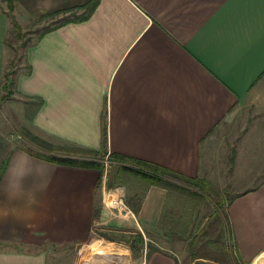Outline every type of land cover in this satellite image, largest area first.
<instances>
[{
	"label": "crops",
	"instance_id": "1",
	"mask_svg": "<svg viewBox=\"0 0 264 264\" xmlns=\"http://www.w3.org/2000/svg\"><path fill=\"white\" fill-rule=\"evenodd\" d=\"M7 11L0 6V90ZM13 13L72 15L28 46L15 79L28 129L54 155H119L197 182L208 180L214 159L226 167L235 159L249 174L227 204L224 238L245 262L264 255V0H16ZM3 148L0 264H54L55 248L113 245V231L134 228L105 205L102 169ZM112 164L132 218L147 233L181 240L191 225L174 214L181 209L168 185ZM167 249L177 248L141 264H180Z\"/></svg>",
	"mask_w": 264,
	"mask_h": 264
},
{
	"label": "rangeland",
	"instance_id": "2",
	"mask_svg": "<svg viewBox=\"0 0 264 264\" xmlns=\"http://www.w3.org/2000/svg\"><path fill=\"white\" fill-rule=\"evenodd\" d=\"M0 6L3 10L8 9L4 0H0ZM12 16L16 18L14 13ZM62 17L63 15H57L53 18L38 16L26 20H18L16 18L19 25H21V33L23 35L19 39L17 36L18 30L12 23V17L9 16L4 70L12 73L11 78H16L18 73L26 71V51L28 46L45 29L54 26ZM68 17L71 18L72 15ZM4 83L5 79L0 90V147L3 146L6 150L10 146H20L29 150V152L33 151L32 153L36 156L40 155L45 158L56 156L53 154L51 143L46 141L41 135L28 129L25 100L17 95L15 84L7 87L4 86ZM56 150L60 154H65L64 157L62 156L63 158L74 159L79 162H99L104 172L103 181L107 183L105 196L103 195L105 205L113 211L115 217L126 220L125 224L134 223V228L126 226L127 229L113 231V240H115L113 245L101 244L97 241L81 247H71L64 251L55 248L52 251L54 264H141L148 253L156 250L160 251L165 246L169 248L173 245L177 249L175 251L167 249V251L171 252V254L179 255L180 264H264V255L250 262L239 259L237 253L233 251L232 245L227 243L224 238L225 233L222 231L221 221L225 218L227 204L234 197L238 187H243V183L246 182V177L249 174L247 171L238 173V164L235 163V159H229L227 167L225 166L226 159H214L211 170L206 175L208 180L204 179L198 182H189V180L162 173L165 177L160 181L165 186L168 185L172 200H175L181 209V211L176 210L174 214L177 218H181L182 224L189 222L191 225L189 229H180L181 240L175 239L177 237L173 239L171 235H167L168 230L166 229V238H172L171 243L163 239L159 233H147L133 219L134 213L126 214L127 212L125 213V211L127 210L125 208V210L119 211L111 205V201L119 199L121 196L125 205L129 207L126 201L125 188L115 179L117 178V172L112 162L122 163L128 168L130 166L136 167L135 165L129 162L112 160L109 156L106 158L81 149L64 151L57 148ZM256 160L255 163H259L261 159ZM245 162L247 163L244 160L241 167L245 166ZM255 163L250 164L252 169L253 166L255 167ZM246 165L248 167V164ZM257 166L259 167L260 164ZM127 167L122 172H128L126 170ZM228 168L229 170H226ZM233 169H236V172ZM144 171L151 173V170L148 169H144ZM119 175L121 176L122 174ZM123 178L125 179V176ZM112 180L113 185L111 186ZM258 181L253 179L252 184ZM199 182L203 183V187L197 184ZM124 230H131L132 232Z\"/></svg>",
	"mask_w": 264,
	"mask_h": 264
},
{
	"label": "trees",
	"instance_id": "3",
	"mask_svg": "<svg viewBox=\"0 0 264 264\" xmlns=\"http://www.w3.org/2000/svg\"><path fill=\"white\" fill-rule=\"evenodd\" d=\"M7 2V6H8V11L6 12L7 16L9 17H12V23L14 24L15 28H17V36L19 39H21L23 37L22 33H21V25H19L18 21L16 20V18H14L12 16L13 12H14V8H15V2L16 0H5ZM60 13H44L42 14V17L44 18H53L57 15H59ZM71 19L67 16V15H63V17L52 27H49L47 29H45L42 33L44 34L45 32H47L48 30H51L53 28H56L58 26H61L63 24H65L66 22L70 21ZM25 44V43H24ZM11 75L12 73H9L8 71H5L4 73V79H5V83H4V86H9V85H13L15 84V79L16 78H11ZM39 157H43V156H40ZM112 160H117V161H123V162H129L131 163L132 165H135L136 167H133V166H130L129 168L127 167L126 170L128 171H131L137 175H140V176H149L151 178H153V182H159L161 183V181L156 178L155 176L153 175H147L148 173H145L146 171H144V169H148V170H151V171H154V172H160V173H166L168 174L167 171L161 169V168H158L157 166L155 165H150V164H147V163H144V162H141V161H137V160H134V159H129V158H126V157H123V156H119V155H113L111 154L109 156ZM44 159H47L49 161H53V162H58V163H66V164H77V165H81V166H88V167H95V168H99V169H102V166L99 162H96V161H89V162H79V161H76L74 159H69V158H63V157H56V156H52V157H43ZM189 182H193L191 180H189ZM199 186L203 187V183L202 182H199L197 183Z\"/></svg>",
	"mask_w": 264,
	"mask_h": 264
},
{
	"label": "built area",
	"instance_id": "4",
	"mask_svg": "<svg viewBox=\"0 0 264 264\" xmlns=\"http://www.w3.org/2000/svg\"><path fill=\"white\" fill-rule=\"evenodd\" d=\"M111 205H112V207L117 208L119 211L125 208L127 210V211H125V213L127 212L126 214H129L132 212L130 210V208L125 205L124 200L121 198V196L119 199H114L113 201H111Z\"/></svg>",
	"mask_w": 264,
	"mask_h": 264
}]
</instances>
